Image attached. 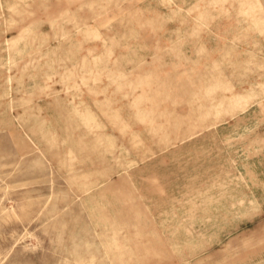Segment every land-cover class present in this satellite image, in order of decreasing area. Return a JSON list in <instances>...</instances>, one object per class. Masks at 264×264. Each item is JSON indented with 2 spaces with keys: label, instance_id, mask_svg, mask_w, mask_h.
<instances>
[{
  "label": "rangeland",
  "instance_id": "obj_1",
  "mask_svg": "<svg viewBox=\"0 0 264 264\" xmlns=\"http://www.w3.org/2000/svg\"><path fill=\"white\" fill-rule=\"evenodd\" d=\"M0 264H264V0H0Z\"/></svg>",
  "mask_w": 264,
  "mask_h": 264
}]
</instances>
